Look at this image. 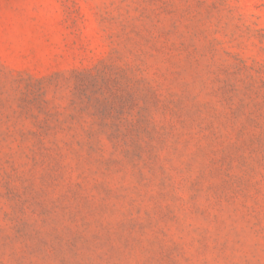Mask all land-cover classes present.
I'll return each instance as SVG.
<instances>
[{
	"label": "rangeland",
	"instance_id": "obj_1",
	"mask_svg": "<svg viewBox=\"0 0 264 264\" xmlns=\"http://www.w3.org/2000/svg\"><path fill=\"white\" fill-rule=\"evenodd\" d=\"M0 264H264V0H0Z\"/></svg>",
	"mask_w": 264,
	"mask_h": 264
},
{
	"label": "trees",
	"instance_id": "obj_2",
	"mask_svg": "<svg viewBox=\"0 0 264 264\" xmlns=\"http://www.w3.org/2000/svg\"><path fill=\"white\" fill-rule=\"evenodd\" d=\"M84 87H85V84H79V83L76 81V89H77L78 91H82V92H83V90L85 89Z\"/></svg>",
	"mask_w": 264,
	"mask_h": 264
}]
</instances>
